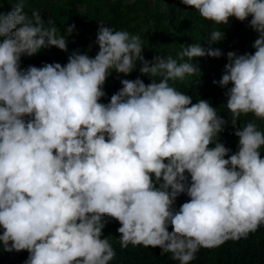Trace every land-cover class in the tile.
Returning <instances> with one entry per match:
<instances>
[{
    "label": "clouds",
    "instance_id": "obj_1",
    "mask_svg": "<svg viewBox=\"0 0 264 264\" xmlns=\"http://www.w3.org/2000/svg\"><path fill=\"white\" fill-rule=\"evenodd\" d=\"M202 18H230L257 33L253 52L227 53L220 80L237 151L220 142L229 121L211 103L177 91L170 81L199 78L197 58H219L205 41L172 56L143 55L138 35L99 23L95 57L74 50L66 64L21 67L23 56L56 47L68 51L75 24L57 34L24 0L0 12V247L29 253L24 264H110L115 251L103 230L120 223L121 248L160 247L179 264L200 248L247 238L264 225V0H182ZM251 17V19H249ZM91 48H89V51ZM108 103L104 85L125 76ZM159 77V79H157ZM229 85H231L229 87ZM214 144V147H209ZM188 199L179 209L177 198ZM169 226L172 231H169Z\"/></svg>",
    "mask_w": 264,
    "mask_h": 264
},
{
    "label": "trees",
    "instance_id": "obj_2",
    "mask_svg": "<svg viewBox=\"0 0 264 264\" xmlns=\"http://www.w3.org/2000/svg\"><path fill=\"white\" fill-rule=\"evenodd\" d=\"M16 2L18 0H0V12L11 11L12 4ZM24 4L25 12L29 16L32 10H37L45 22L50 19L52 23L48 26H55L58 35L63 36L66 26L72 24H75L76 30L68 36L67 52L54 46L42 49L31 57L23 56L22 68L29 65L41 67L45 63L57 62L64 65L74 50L87 52L94 58L99 51V46L94 42L100 22L114 30H124L131 35H138L144 46L143 55L149 61L157 55L177 58V53L185 45L193 43H201L207 48L205 39L213 30L225 32V38L212 45L213 48H219L224 55L219 58L210 56L197 58L194 63L201 71L199 78L193 75L183 80L170 81V85L177 91L191 96L193 103L199 99L208 100L216 108L217 113L229 121L225 131L220 134V142L232 152L237 151L238 137L234 134L235 130L230 123V115L225 105L226 89L214 84L213 81L221 79L224 66L228 62L229 51L238 54L254 53L252 43L257 38V33L248 26L247 21L241 22L230 18L229 26L215 25L212 21L202 18L193 8L184 5L182 0H24ZM139 67L138 65L137 69L127 76L113 70L104 85L106 95L100 102L106 104L110 101L111 96L122 87L121 79L135 80L140 77L145 84L151 83L149 77L140 73ZM251 121H255L258 130L264 131V121L251 114L242 115L237 127ZM260 151L264 156V146ZM188 199L190 198L185 194H181L176 200L175 208L178 210ZM108 221L102 238H109L115 251V257L110 264H179L171 258V253L161 255L162 249L158 246L130 244L127 248H121L119 242L121 234L117 231L121 225L112 218H108ZM168 230L172 231V227L169 226ZM2 231L0 228V234ZM28 255L26 250L5 252L0 247V264H24ZM190 264H264V225L250 233L247 238L228 240L214 248H200Z\"/></svg>",
    "mask_w": 264,
    "mask_h": 264
}]
</instances>
